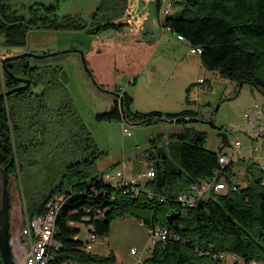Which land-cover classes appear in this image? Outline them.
Returning a JSON list of instances; mask_svg holds the SVG:
<instances>
[{
  "label": "trees",
  "instance_id": "trees-1",
  "mask_svg": "<svg viewBox=\"0 0 264 264\" xmlns=\"http://www.w3.org/2000/svg\"><path fill=\"white\" fill-rule=\"evenodd\" d=\"M182 1L181 12L172 15L170 10L163 17V25L183 34L191 45L201 47L200 56L206 68L219 70L223 76L236 80L239 86H242L241 82L251 83L264 93V0ZM7 3L0 0V32L4 34L7 46L26 45L31 29L36 27H85L79 22L72 24L59 20L57 5L53 3L33 5L30 15L9 10ZM161 5V0H157L159 10ZM122 25L105 15L88 32L96 34ZM17 64L21 67L26 61ZM50 67L42 66L37 81L45 86L42 96L47 109H51L47 95L52 91L66 92L61 95L56 110L61 122L58 129L66 132L62 143L71 149L72 158L65 163L64 173L57 182L33 196L28 210L31 215L43 213L51 197H62L55 236L63 245L55 251L52 261L59 263L65 258L81 257L95 263H113L116 256L111 252L106 255L85 254V240L80 233L83 228L92 229L99 237L106 238L112 221L126 215L142 219L148 227L165 226L170 232L166 239H159L154 244L151 254L142 264H223L219 255L225 252L243 258L248 264L252 261L257 264L264 258V171L256 161L248 160L245 185L237 183L238 187L233 188L230 181L224 189L212 190L194 206L185 207L178 199L179 193L186 191L193 181L203 179L222 167L219 161L221 150L204 145V132L185 127L176 134L178 162L171 160L165 145L156 146L149 155L155 175L144 186L141 183L129 184L128 187L115 184L97 168V160L105 151L99 147L69 95L66 71L58 63L54 68ZM60 73L65 75L63 81H60ZM1 75L2 72L0 81ZM121 92L125 111L121 108L120 98H117L109 110L97 114L99 120L120 117L141 122L182 115L180 121L186 122L196 116V111L191 108L176 112L133 110L132 96L127 91ZM19 94L14 97L0 95V164L13 165L21 176L36 165L32 161V156L36 155L32 151L35 145L32 137L28 135L25 143L14 135L16 127L13 121L18 119L9 115L6 102L7 99H17ZM187 99L190 101L189 89ZM23 101L21 97L18 102L22 104ZM32 126L29 125L28 134L33 133ZM230 166V163L225 165V170ZM0 264H4L1 252Z\"/></svg>",
  "mask_w": 264,
  "mask_h": 264
},
{
  "label": "rangeland",
  "instance_id": "rangeland-1",
  "mask_svg": "<svg viewBox=\"0 0 264 264\" xmlns=\"http://www.w3.org/2000/svg\"><path fill=\"white\" fill-rule=\"evenodd\" d=\"M4 1L8 2L9 10H17L26 15H30L29 10L33 5L53 3L57 5L56 12L59 20L64 23L72 22V24L79 22V25L83 24L85 27H64L65 29L36 27L31 29L27 44L19 47L7 46L4 43V34L0 32V56L8 52L20 53L29 48V50L39 53L77 48L83 50L86 56L88 42L86 35L89 33V28L95 27L105 15L112 17L117 24H131L132 21L136 24L135 17H137L136 9L139 0ZM144 1L148 2L149 0ZM154 1L157 2V0ZM161 2L163 3L164 0ZM98 5L101 7L99 10ZM150 9L154 12V17L161 21L162 13L155 8V4L151 5ZM182 9V0H172L170 14L178 15ZM40 12L44 13L42 10ZM149 12L150 10L145 8L140 15L142 19H147ZM116 29L120 28L116 27ZM167 36H169V39L166 40L168 43L159 48V53L149 63L148 61L145 65L143 63L141 73L134 75L135 79L130 81L128 76L119 79L115 75V70L112 69L105 72V78L107 80L116 79L119 87L127 88L133 97L131 105L134 108L141 111L157 109L165 112L191 108L196 111L195 117L198 120L184 122L154 118L142 122H131V120H124L120 117L99 120L97 114L109 110L111 104L117 99V95L99 88V85H102L107 89H112L107 81H100L95 75L87 57V64L94 78L86 71L80 52L75 50L38 58L32 55H27V57L39 60L40 64L55 62L63 66L68 77L66 87L70 92L69 95L84 122L92 131L99 147L105 151L97 160L99 171L113 172L114 174L123 171L128 179L138 176L150 168L152 160L149 155L159 145H165L171 160L178 162L175 154L178 144L176 134L182 132L185 127H193L205 133L204 145L207 148L221 150L222 154L231 160L230 169L225 170L223 175L227 185L230 181L245 185L248 160L256 161L258 164L263 162L264 150L254 149V145H262V136L259 140L252 141V137L241 131V128L251 127L245 112L256 102L262 107L260 122H264V93L251 83H243L240 87L236 80L223 76L219 70L206 68L200 54L190 52L191 45L187 40H177V32L169 31ZM75 54L77 57L73 56ZM125 59L128 60L127 55H125ZM64 76L60 73V81H63ZM200 78L203 80L200 81ZM44 88L45 86L42 84V92ZM188 89L190 101L187 99ZM118 91L121 92V90ZM65 94L66 92L52 91L50 95L46 96L51 109L47 113L40 114L44 122L43 138L41 137L38 141V135L37 138H33V134H28L32 137L31 141L35 143L37 139L36 144L40 146L37 155L32 156V161L36 165L25 170L21 176L16 172L10 175L12 240L13 236L22 229L26 217L31 216L28 207H31L33 196L40 194L46 186L57 182L64 173L65 163L72 158L71 149H67L62 143L66 132L58 129L56 135L52 136V128L61 126L56 107L59 106L61 95ZM210 120L213 122L210 123ZM39 126L41 128V124ZM124 127H127L131 133L124 131ZM47 130H49V134H44ZM221 132L227 134V144H224ZM239 139L242 142L240 149L234 146ZM152 140L155 141L152 142ZM147 180V177L141 178L142 186ZM132 217L125 223L116 224L120 264H132L135 261L131 247L137 248L139 255L142 254L144 259H147L151 254V250L148 248V227L139 224L136 216ZM81 235L86 238V231L83 230ZM93 245L97 246L95 247L97 251L98 249L102 251V248L107 247L108 242L106 239L98 238ZM219 257L222 258L223 264H233L236 260V264H248L243 258L236 259L231 253L225 252ZM70 259L65 258L60 261V264H75L77 262V260ZM257 264H264V258Z\"/></svg>",
  "mask_w": 264,
  "mask_h": 264
},
{
  "label": "built area",
  "instance_id": "built-area-1",
  "mask_svg": "<svg viewBox=\"0 0 264 264\" xmlns=\"http://www.w3.org/2000/svg\"><path fill=\"white\" fill-rule=\"evenodd\" d=\"M171 2L172 0H164L162 3L160 12L163 17L171 10ZM178 37L182 40H187L183 34H178ZM190 52L200 54L202 48L191 45ZM202 80L201 78V81ZM261 111L262 107L258 102L252 104L245 112V116L251 123L252 128H241V131L248 133V135L252 137V141L254 139L259 140L261 136L263 137L261 146L254 145V149L257 151L264 150V122H260ZM124 131L131 133L127 127H124ZM234 146L240 149L242 146L241 140H237ZM262 159L263 162H260L259 165L264 171V156ZM219 161L222 165L221 168L215 169L213 174L203 179L193 181L186 191L179 193L178 199L185 207L194 206L202 198L207 197L212 190L219 191L227 186V183L223 179V175L225 165L230 163L231 160H229L225 154H221ZM104 173L105 176L115 184L128 187L129 184L133 186L137 185L143 177H147L148 179L153 177L155 175V170L150 168L146 172L134 176L131 179L126 178L123 171H118L115 174L113 172ZM237 183L238 182L232 181V187L237 188ZM238 184L241 185V183ZM61 199L62 197L58 195L51 197L46 202L45 211L43 213H36L26 217L22 229L17 235L13 236L12 240L16 264H59L52 260L55 257V251L60 250L63 245V242L55 236L56 220L61 206ZM148 231V248L150 250L159 239H166L170 235L169 229L165 226L149 227ZM88 232V236L84 239L85 244L83 250L85 254L88 253L92 256L95 254V245H93V243L101 237L94 233L92 229H89ZM131 253L135 255V261L132 264H142L144 262V258L142 254L139 255L137 248H131ZM220 255H223V253ZM236 258L238 259V257ZM255 263V261L250 262V264ZM110 264L118 263L113 262Z\"/></svg>",
  "mask_w": 264,
  "mask_h": 264
},
{
  "label": "crops",
  "instance_id": "crops-1",
  "mask_svg": "<svg viewBox=\"0 0 264 264\" xmlns=\"http://www.w3.org/2000/svg\"><path fill=\"white\" fill-rule=\"evenodd\" d=\"M153 4H155V8L158 9L157 2L154 0L153 1L149 0L148 2L144 0L138 1V5L136 9L137 17H135L136 24H134V21H132L130 22L131 24H124L120 29H116V28L104 29L100 33L97 34L87 33L86 35V40L88 41L86 45V57L91 66V69L95 73V75L99 78L100 81H104V80L107 81V83L111 85L110 87L112 88V90L120 89L122 91L128 92L127 88L124 87L121 88L122 86L120 87L118 86L117 84L118 82L116 81V79L107 80L105 78L106 71L110 69H112L113 71L115 70V75H117L119 79L128 76L130 77V81H132L133 79H135L134 75H136L137 73H141L143 63L144 65L147 61L149 63L152 60V58L159 53V48L161 46H165V44L168 43L166 42V40L169 39V36H167V32L173 30L163 25L162 20L164 18H162V20L160 21L158 18L154 17V12L150 9V6ZM145 8H148L150 12L147 19H142V16L140 15L142 14ZM177 38H178L177 40H181L178 37V34H177ZM125 55L128 56V60L125 59ZM73 56L77 57L76 54ZM117 98L119 97L117 96ZM114 103L115 100L111 104V107L113 106ZM131 109L139 110L137 108H134L132 105H131ZM176 111H172V112H176ZM151 165L150 168H152ZM132 216L133 215H126L112 221L111 229L107 237L106 238L102 237L104 240L105 239L107 240L108 242L107 247L103 246L104 248H102V251L101 250L99 251V249L97 251L95 249V254L106 255L109 254L110 252L114 253L116 256L114 262L120 264L118 259L119 254H118V241L116 238V229H117L116 224L120 222L125 223L127 220H129V218H133ZM138 223L142 225H146L145 222L139 218H138ZM83 230L86 231L87 234L86 237H87L89 233L88 230L83 228L81 230V233ZM81 233L80 236L82 237ZM70 260H77L75 264H109V263H95L81 257H77V258L74 257L71 258ZM69 264H74V263H69Z\"/></svg>",
  "mask_w": 264,
  "mask_h": 264
},
{
  "label": "flooded vegetation",
  "instance_id": "flooded-vegetation-1",
  "mask_svg": "<svg viewBox=\"0 0 264 264\" xmlns=\"http://www.w3.org/2000/svg\"><path fill=\"white\" fill-rule=\"evenodd\" d=\"M27 50L32 51L29 49H27ZM27 50H25V51H27ZM34 52H36V51H34ZM36 53H39V52H36ZM10 54H13V52L5 53L2 56H0V58L6 57L7 55H10ZM33 57L38 58V56H33ZM24 58L26 60H23ZM22 61H26V64H24L21 67H18L17 62H22ZM4 64H7V67H10V70H12V72H14L15 75L28 78L30 81L29 85L26 86L25 80H22L21 78L16 77L15 75L14 76L11 75L9 70H7L3 67ZM44 64H46L48 66V68L50 66H51L50 68H54V65L57 63L46 62ZM44 64H40L39 60H34V59L28 58L27 55L24 57L16 58V59H7L6 61H4V60L0 61V72H2V75H1L2 79L0 81V92L21 86L20 88L15 89L12 92L8 93L7 95H3V96L11 95V97L12 96L14 97V96H17L18 93H20L19 94L20 97H17V99H12V100L7 99L6 105L10 111L9 115L14 116L18 119L17 121H13L14 122L13 126L16 127L13 130L14 135L19 136L20 137L19 140L22 139L21 141L24 140L25 143L27 142V137H28V133H29L28 127H29V125L32 126V124L34 125V126H32V127H34V128H32L33 129V133H32L33 136L32 137L36 138V136L38 135V137H39L38 141H40L41 137L43 138V130L42 129L44 126V122H43V118L40 116V114L41 113H47L49 108L47 109L46 102L43 100V96H42V84L43 83L40 80L39 81H37V80L39 77L38 75H40V73L42 71V66H44ZM21 97L24 100L22 104H20V102H18L21 99ZM23 105L25 107L24 109L22 108ZM42 106H44V108ZM27 121H29V124ZM40 124H41V128L39 126ZM53 129H55V130H53ZM57 132H58V127L52 128V133H53L52 136L56 135ZM46 133L49 134V130H47ZM39 147H40L39 144H36V141H35V145L32 147V149H33L32 151L35 153V155H37V153H38L37 150ZM27 149H28V147L26 146V150ZM19 153H20V151H19ZM18 160H19V158L16 159V164L18 163ZM20 162H21V158H20ZM3 166L7 167V172L9 175V181H10V175L13 172H16L18 175V172L14 170L15 167H13V165L7 164V165H3Z\"/></svg>",
  "mask_w": 264,
  "mask_h": 264
},
{
  "label": "water",
  "instance_id": "water-1",
  "mask_svg": "<svg viewBox=\"0 0 264 264\" xmlns=\"http://www.w3.org/2000/svg\"><path fill=\"white\" fill-rule=\"evenodd\" d=\"M70 50H75V51L80 52L86 71L94 78L91 69L88 67L85 52L83 50H79L77 48H75V49L68 48L66 50L62 49L59 51H50V52H43V53H36L34 51H28L27 50V51H23L20 53L7 55L6 57L0 58V61L1 60L6 61L7 59H16V58L24 57L26 55L44 57V56H48V55H52V54L70 51ZM3 67L5 69L9 70L11 75H13V76L15 75L14 72H12L10 69H8L6 64H4ZM15 76L21 78L22 80H25L26 86L29 85L30 81L28 78L20 77L17 75H15ZM242 84L243 83L241 82L240 85H242ZM20 87L21 86L0 92V95H7L8 93H10L13 90L18 89ZM99 88L106 90V91L114 92L120 98L121 108L123 109V111H125L124 95L122 92H120L118 90L107 89V88L103 87L102 85H99ZM182 118H183V116L179 115V116H176L173 118H163V119L171 120V121H180ZM193 119L198 120V118H196V117H193ZM145 120L146 119H144L143 121H145ZM209 122L212 123L213 121L210 120ZM220 134L223 136L224 144H227V141H228L227 134L224 132H221ZM10 212H11V195H10V189H9V175L7 172V167L0 164V252H1L2 260H3L4 264H16L14 249H13V245H12L11 213Z\"/></svg>",
  "mask_w": 264,
  "mask_h": 264
}]
</instances>
